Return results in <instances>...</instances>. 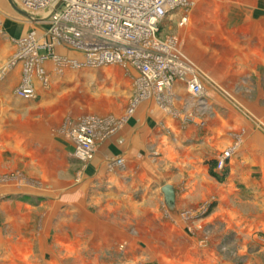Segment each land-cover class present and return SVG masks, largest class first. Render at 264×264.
I'll return each mask as SVG.
<instances>
[{
	"label": "crops",
	"instance_id": "1",
	"mask_svg": "<svg viewBox=\"0 0 264 264\" xmlns=\"http://www.w3.org/2000/svg\"><path fill=\"white\" fill-rule=\"evenodd\" d=\"M201 1L208 0H194L192 8H197ZM218 3L225 14L242 16L237 30H243L244 34L237 43L235 61L252 65L241 72H231L226 65L214 63L213 58L201 60L197 49L190 46L185 54L215 84L206 82V99L193 98L182 82H175L161 98L136 104L131 114L128 112L133 105L138 73L121 66L85 68L90 70L98 91L105 87L110 91L122 82L123 96L117 95L122 96V104L110 111L124 112L130 103L123 118L117 119H123L122 124L110 137L97 143L93 160L85 166L74 157V141L60 132L67 121L74 126L84 115L77 106L82 101L68 97L61 87L74 74L67 70L57 78L53 64L46 62L49 87L34 80L36 98L22 100L15 95V86L22 81V67L12 71L11 82L0 86V176L22 169L29 180L41 182V187L20 189L12 183L0 184V264H52L45 256L54 253L53 243L67 249V240L84 232V224L90 221L87 208L91 205L101 207L100 211L106 207L109 219L124 215V223L133 215L163 221L159 204L162 201L165 205L162 189L167 185L175 189V213L195 208L214 197L219 199V216L224 217L225 225L237 216L238 211L233 208L244 199L255 202V185L264 186V105L241 97L251 92L249 83L250 87L245 84L237 88L230 80L252 78L255 60L264 63V55L257 56L254 50L255 36H264V28L263 34L259 33L264 18L254 19L255 13L264 14V0H218ZM47 26L41 19L31 20L17 14V18L3 22L0 38L11 45V56L16 51V40L31 35L44 37ZM227 41L230 42L227 46L235 48L234 40L228 37ZM58 53L72 60H83L63 48H58ZM113 67L116 69L109 70ZM222 94L240 96V107ZM235 145L238 147L228 162L226 177L219 182L212 176L217 159ZM119 158L124 160L123 168L114 165ZM77 177L79 183L75 181ZM48 184L55 192L53 195L44 191ZM25 194L39 207H52L57 200L64 202V214L38 216L35 204L18 198ZM151 201L156 208L149 211ZM250 219L255 222V214Z\"/></svg>",
	"mask_w": 264,
	"mask_h": 264
},
{
	"label": "rangeland",
	"instance_id": "2",
	"mask_svg": "<svg viewBox=\"0 0 264 264\" xmlns=\"http://www.w3.org/2000/svg\"><path fill=\"white\" fill-rule=\"evenodd\" d=\"M0 2L3 5L2 13H0L1 32L3 22L17 18L18 13L11 8L7 0H0ZM14 2L17 4V0H14ZM221 7L218 0H208L207 2L201 1L197 8L194 9L177 10L162 23L160 37L164 39L176 37L179 40V49L184 54L187 48L191 49V47H195L201 60L204 59L205 61L206 58L209 60L213 58L214 63H217L218 66L221 64L226 65L231 72L237 70L241 72L245 67L252 65L251 62L240 64L235 61L238 55V47L236 46L243 39L244 34L243 30H237L239 28L237 26L242 22V16L236 14L227 15L225 14V9ZM35 16L37 20L46 18L45 13H38ZM183 17L190 18L183 27H179V23ZM263 18L264 14L257 16L255 13L254 15V19ZM27 19H32V17ZM44 21L47 22V19ZM244 22L246 21L244 20ZM232 24L234 26L231 28ZM263 28L262 26L259 28L261 35L263 34V31H261ZM228 37L234 40L235 48L227 46L230 44L227 41ZM246 38L248 37L246 36ZM37 39H43V36H39ZM254 41L255 55L263 56L264 36H260V38L259 36H255ZM10 48L11 45L6 43L5 39L3 41L1 37L0 86L11 82L9 77L18 66L22 67V80L24 78V64L20 61H17L13 68L11 67L7 71H4L18 49L16 46V51L10 56ZM263 64L255 60V76H252V78H248L247 80H230L237 88H243L245 84L248 86L250 84L252 86L251 92L241 97H245L249 101H255V103L258 102L261 105H264ZM43 67L45 68V65ZM199 68L205 75L203 84L207 92L208 85H206V82L209 84L211 80L204 70L201 67ZM110 69H116V67ZM67 70L68 73H73L74 77L73 79H68L61 87L66 90L68 97H74L82 101H80L81 104L78 103L77 105L84 112L83 117L80 119L86 117L102 119L123 118L124 112L130 103L124 112L121 110L110 111L112 107L118 108L122 104L123 95L121 92L124 89L122 82L115 84V87L110 89V91L106 87L98 91L89 74L90 70H86L85 68H69ZM53 73L57 78H60V75L55 70H53ZM20 74L21 72L17 76L19 77ZM19 83L15 88L20 87L22 81ZM54 84L59 85V82H54ZM211 84L215 85L213 81ZM218 86L220 85L218 84ZM221 87L223 88V86ZM117 95L122 96L118 97ZM222 96L227 98L236 107H240V102L238 101V99L240 100V96H226L223 94ZM66 124L60 132L69 139L70 135L68 134L73 126H70L72 123L70 122L69 124L68 121ZM85 164L87 163H83L82 166H85ZM75 181L79 183L80 178L77 177ZM3 183L15 184L20 189L30 187L40 190L39 187H41V182L29 180L22 169L1 175L0 184ZM48 187V189L43 190L53 195L55 192L52 191V186L48 184ZM18 198L26 202L31 201L30 203H33V205L35 204L31 200L32 197L28 194L19 196ZM218 200V198L211 197L209 200L201 202L195 208H188L177 213L169 212L161 201L159 205L163 214V221L161 219L154 220L155 218L152 219V217L143 215H133L130 217V221L126 223L122 222L125 219L124 215H119L115 219H111V217L110 220L106 207H104L103 211H100L101 207L91 205L87 208L89 209L90 221L84 224L82 230L84 232L73 237L72 240L68 239L67 249L53 243V246H55L52 249L54 253L46 255L45 259L47 261L51 259L52 264H264V218H262L264 215V186L255 185V202L244 199L240 205L238 204L233 208L238 211V214L228 221L229 225H225V222L222 221L224 217L219 216ZM230 201L231 199H229ZM63 204L64 202L57 200L52 207H39L37 202L36 206H34L36 207L35 210L38 216L48 213L60 216L64 214ZM155 208V202H149L148 210L151 211ZM92 214L94 215L93 218ZM214 214L216 216L212 217ZM254 214L255 222L250 219ZM166 221H169L171 224H165ZM241 221H244L242 225L240 224ZM167 227L171 228L168 229ZM71 234L75 236L76 233L73 232ZM72 245L75 247L73 248ZM58 252L61 253L59 254ZM39 257L37 256V259Z\"/></svg>",
	"mask_w": 264,
	"mask_h": 264
},
{
	"label": "built area",
	"instance_id": "3",
	"mask_svg": "<svg viewBox=\"0 0 264 264\" xmlns=\"http://www.w3.org/2000/svg\"><path fill=\"white\" fill-rule=\"evenodd\" d=\"M62 2L58 8L59 3ZM18 7L37 20L45 13L47 28L43 39L27 37L15 42L17 52L8 68L17 61L24 64V78L15 95L22 100L36 98L34 80L49 87L50 75L43 67L52 62L60 75L67 69L108 66L131 68L138 73L135 81L133 113L136 104L151 98H161L175 82H182L189 94L204 100L207 92L200 68L179 49L176 37L162 38L161 25L177 10H189L194 0H17ZM188 18L183 17L179 27ZM58 48L73 51L82 61L60 56ZM3 71V72H4ZM122 120L115 118L80 119L69 134L75 143L74 157L83 163L94 158L96 144L116 132ZM237 145L217 159L216 171L223 173ZM119 158L114 165L124 167Z\"/></svg>",
	"mask_w": 264,
	"mask_h": 264
},
{
	"label": "water",
	"instance_id": "4",
	"mask_svg": "<svg viewBox=\"0 0 264 264\" xmlns=\"http://www.w3.org/2000/svg\"><path fill=\"white\" fill-rule=\"evenodd\" d=\"M7 2L16 13L25 18H30L29 14L21 10L18 5L14 2V0H7ZM61 4L62 2L59 3L58 8L61 6ZM162 192L164 195L165 206L167 207L169 212H174L176 205L175 189L172 186L167 185L163 187Z\"/></svg>",
	"mask_w": 264,
	"mask_h": 264
},
{
	"label": "trees",
	"instance_id": "5",
	"mask_svg": "<svg viewBox=\"0 0 264 264\" xmlns=\"http://www.w3.org/2000/svg\"><path fill=\"white\" fill-rule=\"evenodd\" d=\"M217 167V163H216ZM226 170L223 173H218L217 171L212 173V176L215 177L219 182H222L226 177Z\"/></svg>",
	"mask_w": 264,
	"mask_h": 264
},
{
	"label": "bare ground",
	"instance_id": "6",
	"mask_svg": "<svg viewBox=\"0 0 264 264\" xmlns=\"http://www.w3.org/2000/svg\"><path fill=\"white\" fill-rule=\"evenodd\" d=\"M30 16V15H29ZM30 18H31V16H30Z\"/></svg>",
	"mask_w": 264,
	"mask_h": 264
}]
</instances>
